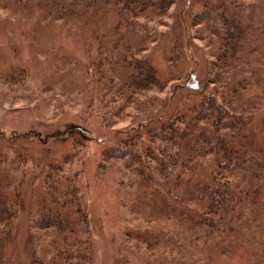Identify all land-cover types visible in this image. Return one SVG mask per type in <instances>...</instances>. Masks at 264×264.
<instances>
[{
  "label": "rangeland",
  "instance_id": "1",
  "mask_svg": "<svg viewBox=\"0 0 264 264\" xmlns=\"http://www.w3.org/2000/svg\"><path fill=\"white\" fill-rule=\"evenodd\" d=\"M45 1L0 5V136L6 141L13 136L8 142H14L21 157L29 160L21 186L23 207L4 263H22L26 251L34 249L46 264H62L58 258L64 259L61 254L57 257L55 248L70 251L69 243L63 245L51 229L38 224L39 170L68 156L71 159L63 170L75 181L85 213L87 264H206L189 228L196 215L194 203L186 201L187 176L180 179L178 189L171 190L173 194L154 184L156 179L139 183L137 176L130 185L126 175L119 173L123 162L102 154L117 144L119 130L126 134L130 129L126 125L141 116L139 111L123 115L112 128L99 121L100 97L88 80L86 66L99 45L103 51L113 41V12L86 10L57 17L48 12ZM251 1L174 0L166 12L151 14L148 34L143 32L146 40L140 44L165 85L160 99L173 98L179 107H186L197 100L207 79L214 33L198 24V14H205L210 28L220 27L223 10L248 26L255 41L264 42V0L261 6ZM135 31L143 36L140 29ZM249 52L239 105L242 114L244 102L250 107L241 143L264 157V48ZM40 136L46 138L45 147L35 139L29 142L30 137ZM74 142L79 143L75 148ZM4 143L0 141V151ZM4 175L0 170V182ZM218 264L231 263L220 259Z\"/></svg>",
  "mask_w": 264,
  "mask_h": 264
},
{
  "label": "trees",
  "instance_id": "2",
  "mask_svg": "<svg viewBox=\"0 0 264 264\" xmlns=\"http://www.w3.org/2000/svg\"><path fill=\"white\" fill-rule=\"evenodd\" d=\"M26 2L0 0V5ZM173 2L46 0L45 6L57 17L66 12L111 10L116 18L110 47L102 51L99 45L87 62L88 80L99 93L97 111L102 124L112 128L123 115L139 111L141 116L126 125L133 134H125L124 129L118 131L117 144L102 152L104 158L123 162L119 173L121 177L126 175L130 185L137 176L139 183L156 179L152 182L160 184L168 194H173L180 179L187 176L190 186L186 201L194 203L196 215L188 227L193 240L202 247L206 264H218L220 259L231 264H260L264 260V157L241 143L250 106L244 102L242 114L239 103L246 86L243 75L249 63L245 59L247 51H261L264 42L255 41L248 26L223 10L219 13L220 27L210 28L204 21L205 14H198V24L203 23V29L214 33L207 79L196 94L197 100L186 107H179L173 98L160 99L165 85L148 57L142 54L145 49L140 41L146 40L143 32L148 34L152 15L166 12ZM261 2L251 1L259 6ZM138 29L143 36L136 35ZM13 139L11 136L6 141L0 136L6 144L0 151V170L5 174L0 182V264H5L7 245L16 235L23 207L21 186L29 162L26 156L21 157L14 142H8ZM33 139L40 147L46 146L45 137H30L29 142ZM72 144L75 148L79 143ZM7 151H11V157ZM67 159L71 158L64 156L60 163L48 162L39 170L42 198L38 224L51 229L63 245L71 246L70 251L63 248L59 252L55 248L57 257L61 254L64 259L58 258L62 264H87L86 217L75 181L64 175ZM23 259L18 264H46L34 249H28Z\"/></svg>",
  "mask_w": 264,
  "mask_h": 264
}]
</instances>
